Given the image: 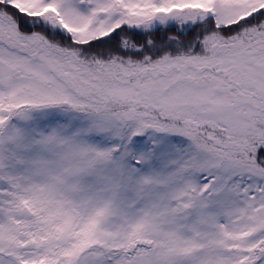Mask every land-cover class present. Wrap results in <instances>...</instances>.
<instances>
[{"label": "snow or ice", "instance_id": "1", "mask_svg": "<svg viewBox=\"0 0 264 264\" xmlns=\"http://www.w3.org/2000/svg\"><path fill=\"white\" fill-rule=\"evenodd\" d=\"M0 264H264V0H0Z\"/></svg>", "mask_w": 264, "mask_h": 264}]
</instances>
